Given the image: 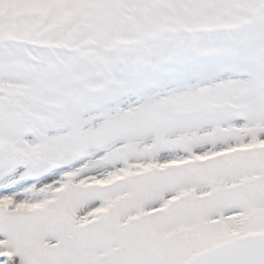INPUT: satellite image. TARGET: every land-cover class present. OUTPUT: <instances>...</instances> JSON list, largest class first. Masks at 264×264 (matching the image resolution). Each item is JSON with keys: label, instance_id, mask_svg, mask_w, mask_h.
I'll return each instance as SVG.
<instances>
[{"label": "snow or ice", "instance_id": "obj_1", "mask_svg": "<svg viewBox=\"0 0 264 264\" xmlns=\"http://www.w3.org/2000/svg\"><path fill=\"white\" fill-rule=\"evenodd\" d=\"M0 264H264V0H0Z\"/></svg>", "mask_w": 264, "mask_h": 264}]
</instances>
